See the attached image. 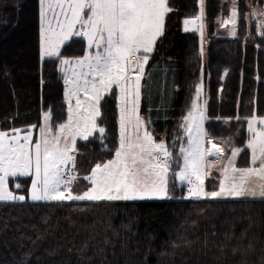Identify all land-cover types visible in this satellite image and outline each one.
<instances>
[{
    "label": "trees",
    "instance_id": "trees-1",
    "mask_svg": "<svg viewBox=\"0 0 264 264\" xmlns=\"http://www.w3.org/2000/svg\"><path fill=\"white\" fill-rule=\"evenodd\" d=\"M237 3L236 35L231 37L219 23L229 14L231 0H205L203 49L198 31L183 30V21L198 15L199 0H169L173 11L148 63V69H157L155 84L141 111L157 132L165 133L176 159L186 143L182 117L202 83L207 116L221 118L208 119L206 130L224 148L225 159L232 147H244L237 165L249 166L244 118L264 116V36L250 11L264 8V0ZM39 30V0H0V131L35 125L37 136L49 110L54 131L67 120L59 58L41 59ZM85 51L86 41L75 37L61 56L82 57ZM157 85L160 93L154 92ZM101 113L97 123L105 128L104 136L77 140L79 176L114 157L119 143L116 88L101 101ZM236 116L241 120L230 119ZM16 179L27 196L32 178ZM219 179L213 169L206 189L216 188ZM86 183L78 180L73 192ZM9 184L13 189L12 178ZM181 193L176 185L171 198L161 201L0 202V264H260L264 199L195 200ZM234 248L239 250L233 253Z\"/></svg>",
    "mask_w": 264,
    "mask_h": 264
},
{
    "label": "snow or ice",
    "instance_id": "snow-or-ice-1",
    "mask_svg": "<svg viewBox=\"0 0 264 264\" xmlns=\"http://www.w3.org/2000/svg\"><path fill=\"white\" fill-rule=\"evenodd\" d=\"M203 4L204 0H200L199 15L183 21L185 32L199 31L201 38ZM172 11L169 0H39L40 56L59 58L67 120L54 131L51 110L45 112L35 142V125L27 130L0 131V202L25 201V195L9 188L10 178L15 189L23 187L18 177L32 178L28 193L32 201L170 199V176L173 188L177 181L188 186V199L264 198V183L258 185V193L249 186L253 179L264 181V118H244L250 163L238 167L236 158L245 148L232 147L225 159L224 148L205 128L206 120L221 118L208 117L206 102L198 103L202 84L195 86V99L182 117L180 127L187 139L186 146L178 149L179 159L173 157L165 141L153 137L139 114L145 66L157 40L164 35L165 20ZM252 14L257 13L254 10ZM258 15L260 34L264 36V9ZM237 19L238 3L231 0L230 19L219 23L225 27L231 24V35L235 36ZM75 37L86 41V54L62 57L61 49ZM113 88L118 90L119 100V143L113 150L114 158L95 163L87 174L79 176L77 139L88 141L96 133L104 136L105 128L97 121L102 115L101 101L112 94ZM230 119L239 121L241 117ZM217 165H222L218 169V186L207 190L205 179ZM80 179L87 183L80 186L82 190L73 192ZM238 250L234 248L233 253ZM260 264H264V257Z\"/></svg>",
    "mask_w": 264,
    "mask_h": 264
},
{
    "label": "rangeland",
    "instance_id": "rangeland-1",
    "mask_svg": "<svg viewBox=\"0 0 264 264\" xmlns=\"http://www.w3.org/2000/svg\"><path fill=\"white\" fill-rule=\"evenodd\" d=\"M199 3H200V0H199ZM204 6H205V0H204V4H203V8H204ZM262 9H264V8H262ZM254 10H255V12L257 13L256 15H253V17L258 21V22H261V17L258 15V13H259V11L261 10L260 8H255V9H253V10H251L250 12H254ZM198 15H199V13H198ZM230 17H231V10H230V12H229V14H227L226 16H221L220 17V21L221 20H227V19H230ZM190 19H193V18H190ZM183 27H184V25H183ZM224 27V29L226 30V32H227V34L230 36V33H231V27H232V25L231 24H228V26L227 27H225V26H223ZM165 28V27H164ZM195 32H197V31H195ZM199 32V31H198ZM204 32H205V8H204ZM200 33V32H199ZM204 34V33H203ZM79 38V37H78ZM159 40V39H158ZM157 40V41H158ZM156 44H157V42H156ZM156 44H155V47H156ZM201 46L203 47V49H204V47H205V41H204V38H201ZM62 50V49H61ZM154 50H155V48H154ZM86 52H87V44H86V51H85V54H86ZM154 52V51H153ZM152 52V53H153ZM152 53L150 54V57H151V55H152ZM84 54V55H85ZM45 59V58H44ZM149 63V62H148ZM59 68H60V65H59ZM156 72H157V69L154 67H152V68H150V69H148V64L145 66V76H144V78H143V80L141 81V84H142V88H141V99H140V106H139V114H140V116L145 120V123H146V126H147V128H148V130L151 132V134L153 135V137L157 140V141H161V140H163V141H165L166 142V135H165V133L163 134V133H160V132H157L156 130H155V128L153 127V125L151 124V121H150V116H149V114L147 113V112H142L141 111V109H142V104H143V101H144V99L147 97V95H149V93L150 92H152V89H153V85L155 84V83H152V78L153 77H155L154 75L156 74ZM202 84V83H201ZM159 85V84H158ZM158 85L155 87V89H154V92L156 93H160V91H159V89L160 88H162L163 86H161L160 87V85H159V89H158ZM194 99H195V97H194ZM206 102V105L205 106H207V95H206V92H205V90H204V87H203V89H202V94H201V98H200V101L198 102V103H201V104H204ZM146 107H148V101H147V104H146ZM44 114H45V112L43 113V116H42V120H41V124H40V127H42L43 126V124H44V120H43V117H44ZM206 115H207V113H206ZM258 119L259 118H264V116L263 117H258V116H256ZM207 121V120H206ZM206 121H205V125H206ZM39 127V128H40ZM256 127L257 128H260L261 126L260 125H256ZM205 128H206V126H205ZM39 138V129H38V137H37V139ZM187 139V138H186ZM214 142L215 143H217V145L219 146V147H222V145L220 144V142L219 141H215L214 140ZM183 146H186V143L183 145ZM206 147H211V145H208V144H206L205 145ZM230 155V154H229ZM239 157V156H238ZM238 157L236 158V164H237V160H238ZM114 158V157H113ZM228 158V157H227ZM226 158V159H227ZM210 159H212V158H210ZM180 163H182V159H181V162ZM238 166V165H237ZM220 167H222V165H217L215 168H212L210 171H212L213 169H216V170H218ZM170 172H171V170H170ZM17 180V179H16ZM261 183H264V181H260V180H258V179H253V181H252V183L249 185L250 187H255L256 188V191H257V193L259 192V187H258V185L259 184H261ZM172 184H173V181H172V179H171V176H170V179H169V190H170V194L172 193ZM176 185L178 186V187H181V186H183V185H180L179 184V182L177 181L176 182ZM185 187V189H186V191H184V194H185V196H184V198L185 199H188L187 198V195H188V193H187V185H185L184 186ZM184 189V190H185ZM13 191H15L17 194H20L18 191H16L15 190V188H13L12 189ZM20 195H22V193L20 194ZM167 199V198H166ZM235 199V198H234ZM161 200H164V199H146V200H137V201H161ZM14 202H16V201H14Z\"/></svg>",
    "mask_w": 264,
    "mask_h": 264
},
{
    "label": "crops",
    "instance_id": "crops-1",
    "mask_svg": "<svg viewBox=\"0 0 264 264\" xmlns=\"http://www.w3.org/2000/svg\"><path fill=\"white\" fill-rule=\"evenodd\" d=\"M236 28H237V26H236ZM189 32H195V31H189ZM230 36L231 37H233V35H231V33H230ZM206 111H207V106H206ZM66 122V121H65ZM36 130L35 129H33V141L35 142L36 140H37V137H38V135L36 136ZM23 134V133H22ZM77 140H79V139H77ZM11 179V178H10ZM10 179H9V181H10ZM185 185H183V186H181L182 188H183V194L182 195H184L185 196V194H184V191H186V189H185V187H184ZM9 188H10V190H12L11 189V187H10V184H9ZM185 189V190H184ZM30 192V191H29ZM24 195V194H23ZM26 196V195H25ZM222 199H234V198H222ZM235 199H264V198H260L258 195H257V197H255V198H252V197H241V198H235ZM25 200H28V201H30V202H46V201H32L31 199H30V197H29V195H27L26 196V199ZM164 200H167V199H164ZM216 200H220V199H216ZM11 202V201H10ZM18 202V201H17Z\"/></svg>",
    "mask_w": 264,
    "mask_h": 264
},
{
    "label": "built area",
    "instance_id": "built-area-1",
    "mask_svg": "<svg viewBox=\"0 0 264 264\" xmlns=\"http://www.w3.org/2000/svg\"><path fill=\"white\" fill-rule=\"evenodd\" d=\"M17 182H20V183L23 185V183L21 182V180L17 179ZM23 187H24V186H23ZM23 187L20 188V189H15V190L18 191V192L21 194V191H22ZM22 195H23V194H22Z\"/></svg>",
    "mask_w": 264,
    "mask_h": 264
}]
</instances>
